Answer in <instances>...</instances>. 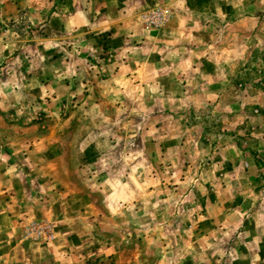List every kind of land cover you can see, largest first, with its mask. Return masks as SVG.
Segmentation results:
<instances>
[{"label":"rangeland","instance_id":"1","mask_svg":"<svg viewBox=\"0 0 264 264\" xmlns=\"http://www.w3.org/2000/svg\"><path fill=\"white\" fill-rule=\"evenodd\" d=\"M108 2L0 0V157L22 186L10 194L45 215L21 240L61 236L65 254L76 232L92 252L132 250L128 264H264V14L214 32L248 45L220 86L182 90L163 77L168 18L145 23L170 7Z\"/></svg>","mask_w":264,"mask_h":264},{"label":"crops","instance_id":"2","mask_svg":"<svg viewBox=\"0 0 264 264\" xmlns=\"http://www.w3.org/2000/svg\"><path fill=\"white\" fill-rule=\"evenodd\" d=\"M151 1L156 4L164 3L170 7L167 22L158 30L171 33L167 39L166 37L162 39L168 44L167 65L163 77L165 82L172 86L181 85L182 90L189 82L198 85L200 78L220 86L218 70L234 68L237 61V56H234L248 45L245 39L241 41L243 45H235L233 37L229 38L235 34L234 31L228 32L226 38L217 42L214 32L226 28L223 23L234 22L242 17L251 20L255 18L251 15H258L259 18L264 14V0ZM105 3H109L108 0H105ZM246 35V38L250 39L251 31H246ZM222 52L230 55L223 56ZM244 57L245 55H242V59ZM206 93L209 98L213 96L211 91ZM0 158V264H109L111 260H114V264H128L132 250L116 248L114 243L110 246L103 243L92 252L91 237L76 232H72L67 239L65 254L60 249L61 236L45 245L21 240L28 217L43 219L45 215L26 207L19 201V197L17 199L15 195L10 194V180H17L15 185L19 186L18 189L22 186L20 187L17 173H9L7 159ZM13 175H16V178L12 177ZM12 197L16 200L11 201Z\"/></svg>","mask_w":264,"mask_h":264},{"label":"built area","instance_id":"3","mask_svg":"<svg viewBox=\"0 0 264 264\" xmlns=\"http://www.w3.org/2000/svg\"><path fill=\"white\" fill-rule=\"evenodd\" d=\"M167 18H168L167 12L161 8H157L155 11H153L152 13L146 16L145 19L146 27L147 28L157 27L160 24H162L163 21H165ZM42 229H43V225L32 224L29 227L27 233H35V235H37L36 233L42 232ZM50 237L53 238V234L51 235L49 234L48 239H51Z\"/></svg>","mask_w":264,"mask_h":264}]
</instances>
